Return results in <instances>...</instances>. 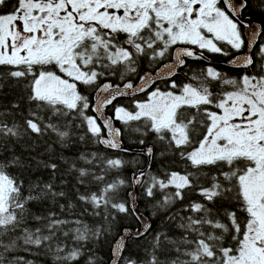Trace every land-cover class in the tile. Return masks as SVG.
Returning <instances> with one entry per match:
<instances>
[{
  "label": "snow or ice",
  "instance_id": "6c2138e0",
  "mask_svg": "<svg viewBox=\"0 0 264 264\" xmlns=\"http://www.w3.org/2000/svg\"><path fill=\"white\" fill-rule=\"evenodd\" d=\"M5 8L0 264H264V0Z\"/></svg>",
  "mask_w": 264,
  "mask_h": 264
},
{
  "label": "trees",
  "instance_id": "16d2710c",
  "mask_svg": "<svg viewBox=\"0 0 264 264\" xmlns=\"http://www.w3.org/2000/svg\"><path fill=\"white\" fill-rule=\"evenodd\" d=\"M0 12H1V9H0ZM250 14H251V18H252V19L260 20V19L262 18L261 15H260V13H259V10H258V9L251 8V9H250ZM4 102L6 103L7 101H4ZM17 150L19 151V149H17ZM142 207H143V205H142ZM145 214L147 215V212H146ZM131 251H132L133 253H136V252H138L139 250L136 249V248H133V249H131ZM139 254H140V255H143L142 252H140ZM102 255H105V258H106V255H107V249H104V250H103Z\"/></svg>",
  "mask_w": 264,
  "mask_h": 264
},
{
  "label": "flooded vegetation",
  "instance_id": "af4514ba",
  "mask_svg": "<svg viewBox=\"0 0 264 264\" xmlns=\"http://www.w3.org/2000/svg\"><path fill=\"white\" fill-rule=\"evenodd\" d=\"M9 11V9L5 8V9H1V12H7ZM255 20V19H254Z\"/></svg>",
  "mask_w": 264,
  "mask_h": 264
}]
</instances>
